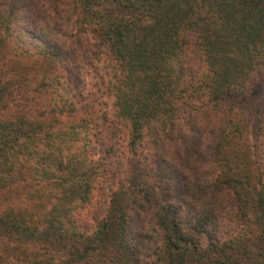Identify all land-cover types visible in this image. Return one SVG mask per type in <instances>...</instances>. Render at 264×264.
<instances>
[{
  "label": "trees",
  "instance_id": "1",
  "mask_svg": "<svg viewBox=\"0 0 264 264\" xmlns=\"http://www.w3.org/2000/svg\"><path fill=\"white\" fill-rule=\"evenodd\" d=\"M5 40L45 62L40 114L0 118V189L44 185L0 217L43 248L31 264H264V132L244 112L264 122V103L240 104L264 87V0H0ZM22 75L0 69V102ZM102 171L117 186L85 232Z\"/></svg>",
  "mask_w": 264,
  "mask_h": 264
},
{
  "label": "rangeland",
  "instance_id": "2",
  "mask_svg": "<svg viewBox=\"0 0 264 264\" xmlns=\"http://www.w3.org/2000/svg\"><path fill=\"white\" fill-rule=\"evenodd\" d=\"M6 41L7 40L2 42L0 48V69H3L5 78L14 79L16 76L23 74L22 76L26 75L27 79L25 81H19V85L23 82L24 85L20 89L14 90V93H11L10 98L7 97L2 99L3 101L0 102V118L11 117L22 112H28L30 116L37 117V115L40 114L41 107L45 104V99L43 96L38 97V95L32 90L34 84L33 80L36 76V71H41L45 66V62L37 57L20 56L16 52L17 50L15 51V47L11 45L10 42ZM108 62V59L105 60L106 64ZM255 80L256 83L253 84L248 97L240 103L245 108H248L247 106L255 107V104L261 105L264 103V98H262V96H264V87L260 82V77L256 76ZM86 81L88 82L87 90H94L95 87L91 86L92 82L89 76L86 77ZM244 110V112H249V137L252 133L256 134L260 130L264 132V122L260 119L262 114L255 111L254 112L257 114L254 112L250 113V111H248L249 109ZM79 115L80 114H77L76 117L73 118L61 117L60 120L63 125H66L67 123L74 121ZM119 137L120 138L117 142L118 150H122V152L125 153L124 147L126 139L123 134H119ZM94 156L99 158L101 154L94 153ZM112 177H114V175L112 176L111 174L106 172L103 173L102 171L94 181L93 198L90 205L75 212L74 218L77 226H79L81 230L89 232L94 224L99 221L105 213V208L109 203V195L117 186V178L113 179ZM43 186V183L39 182L38 184L31 183L28 187L21 186V188L18 186H12L0 189V217L4 212L9 211V209L20 207L23 204H30L33 201L32 197H30L31 192L34 191V188H39V190H41ZM43 251V248L35 242L28 245L21 244L20 246L9 239H4L3 236L0 235V264H31L36 257L42 258V256H37V254H43ZM154 258L155 257L152 256L151 260ZM47 264H49V262Z\"/></svg>",
  "mask_w": 264,
  "mask_h": 264
}]
</instances>
